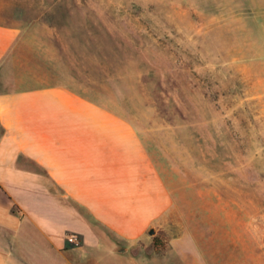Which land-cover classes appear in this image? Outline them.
Masks as SVG:
<instances>
[{
	"label": "rangeland",
	"instance_id": "rangeland-1",
	"mask_svg": "<svg viewBox=\"0 0 264 264\" xmlns=\"http://www.w3.org/2000/svg\"><path fill=\"white\" fill-rule=\"evenodd\" d=\"M261 21L259 0H0V23L26 27L50 79L132 120L154 155L175 206L140 243L142 264L173 260L186 230L219 262L260 264Z\"/></svg>",
	"mask_w": 264,
	"mask_h": 264
},
{
	"label": "crops",
	"instance_id": "crops-1",
	"mask_svg": "<svg viewBox=\"0 0 264 264\" xmlns=\"http://www.w3.org/2000/svg\"><path fill=\"white\" fill-rule=\"evenodd\" d=\"M42 53L25 26L0 23V264H142L140 243L172 219L171 188L134 122L50 79ZM168 248L173 260L144 264H230L192 230Z\"/></svg>",
	"mask_w": 264,
	"mask_h": 264
},
{
	"label": "trees",
	"instance_id": "trees-1",
	"mask_svg": "<svg viewBox=\"0 0 264 264\" xmlns=\"http://www.w3.org/2000/svg\"><path fill=\"white\" fill-rule=\"evenodd\" d=\"M153 245L157 252L161 251L164 248V244L160 238H154Z\"/></svg>",
	"mask_w": 264,
	"mask_h": 264
},
{
	"label": "built area",
	"instance_id": "built-area-1",
	"mask_svg": "<svg viewBox=\"0 0 264 264\" xmlns=\"http://www.w3.org/2000/svg\"><path fill=\"white\" fill-rule=\"evenodd\" d=\"M68 241L71 244H76L78 242V238L77 237H74V236H71V237L68 238Z\"/></svg>",
	"mask_w": 264,
	"mask_h": 264
},
{
	"label": "water",
	"instance_id": "water-1",
	"mask_svg": "<svg viewBox=\"0 0 264 264\" xmlns=\"http://www.w3.org/2000/svg\"><path fill=\"white\" fill-rule=\"evenodd\" d=\"M155 234V231L154 230H151L150 231V235H154Z\"/></svg>",
	"mask_w": 264,
	"mask_h": 264
}]
</instances>
